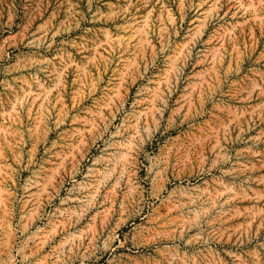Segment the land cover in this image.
I'll list each match as a JSON object with an SVG mask.
<instances>
[{
  "label": "rangeland",
  "instance_id": "1",
  "mask_svg": "<svg viewBox=\"0 0 264 264\" xmlns=\"http://www.w3.org/2000/svg\"><path fill=\"white\" fill-rule=\"evenodd\" d=\"M0 264H264V0H0Z\"/></svg>",
  "mask_w": 264,
  "mask_h": 264
}]
</instances>
